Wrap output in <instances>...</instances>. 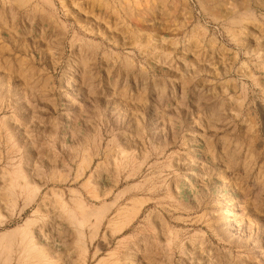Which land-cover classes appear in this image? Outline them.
<instances>
[{"label":"rangeland","instance_id":"obj_1","mask_svg":"<svg viewBox=\"0 0 264 264\" xmlns=\"http://www.w3.org/2000/svg\"><path fill=\"white\" fill-rule=\"evenodd\" d=\"M96 1L0 0L9 264H264V0Z\"/></svg>","mask_w":264,"mask_h":264},{"label":"bare ground","instance_id":"obj_2","mask_svg":"<svg viewBox=\"0 0 264 264\" xmlns=\"http://www.w3.org/2000/svg\"><path fill=\"white\" fill-rule=\"evenodd\" d=\"M16 1L19 4H21V5H25V3H26L27 0H16ZM46 1H48V0H46ZM97 1H98V3H101V5L103 7L109 6V5H107L109 3L108 0H97ZM120 1L121 0H113L112 3L115 5L116 3H119ZM125 193H126V191H123L122 193H120L119 194V197H117V199L120 198L121 196H123ZM75 204H76V208L79 210L80 215H81L80 224L83 225V226L86 224L90 228V231H91V233H90V241L92 242V240L95 238V236L98 233V227L101 224V221H102L101 218H102V216L109 209L107 207L88 208L85 205V203L80 198H78V199L75 200ZM142 205H143L142 202H139V203H134L133 202L132 203V207L133 208L131 209V211L127 210L124 213H121L119 215L120 218H121L120 220H122V222H121L122 223V226H121L120 230L123 227H125L127 224H129L136 217V215L139 213ZM111 206H113V205H111ZM132 210H135V212L131 213ZM226 211H227V209H226ZM121 216H123V217H121ZM91 217H94L95 218V223L92 224V225L91 224L88 225V222L90 221V218ZM18 232H19V228H16V229H13L11 231H7V232H4V233H1L0 234V245H2L3 243L5 244V251L8 254V256H7V264L10 263L11 256H12V240H13L14 236Z\"/></svg>","mask_w":264,"mask_h":264}]
</instances>
